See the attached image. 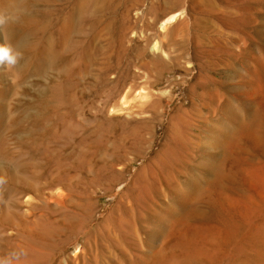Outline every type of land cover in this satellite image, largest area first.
Segmentation results:
<instances>
[{
	"label": "rangeland",
	"instance_id": "374dc122",
	"mask_svg": "<svg viewBox=\"0 0 264 264\" xmlns=\"http://www.w3.org/2000/svg\"><path fill=\"white\" fill-rule=\"evenodd\" d=\"M20 3L3 13L9 31L0 20L16 57L0 62V259L145 264L155 248L167 264H257L246 222L260 213L241 198L264 195V142L235 158L223 140L235 108L263 96L248 90L264 67V0ZM212 185L232 214L203 196ZM191 186L187 207L168 211Z\"/></svg>",
	"mask_w": 264,
	"mask_h": 264
},
{
	"label": "bare ground",
	"instance_id": "6f19581e",
	"mask_svg": "<svg viewBox=\"0 0 264 264\" xmlns=\"http://www.w3.org/2000/svg\"><path fill=\"white\" fill-rule=\"evenodd\" d=\"M20 1L21 0H0V20H1V22L3 23V25L5 26V28L9 31V28L11 27V23H10V21L6 18V16L4 17L3 16V13L5 12V11H10L11 13H15L16 15H17V13L16 12H18L19 11V9H18V7H19V5H21V3H20ZM45 9V8H44ZM10 12H8V13H10ZM176 13V12H175ZM14 14V15H15ZM21 14H22V12H21ZM48 14H49V12H48ZM171 14H173V13H171ZM42 15H43V13H42ZM22 16V15H21ZM47 16V15H46ZM50 16V15H49ZM68 16H70V15H68ZM19 17V16H18ZM24 17V16H23ZM73 17H76V16H73ZM167 17V16H166ZM169 18H171V17H173V16H168ZM47 18H49V17H47ZM78 18V17H77ZM169 18H167V19H165L164 18V22L165 21H167ZM12 19V18H11ZM63 19V18H62ZM172 19V18H171ZM78 20V19H77ZM16 21V20H15ZM68 21V20H67ZM46 22V21H45ZM73 22V21H72ZM64 23V22H63ZM70 23V22H69ZM76 23V22H75ZM13 24H14V22H13ZM62 24V23H61ZM72 24V23H71ZM164 25V24H163ZM66 26H68V25H66ZM70 26V25H69ZM68 28V27H67ZM66 28V29H67ZM61 29H62V27H61ZM76 29V28H75ZM6 30V31H7ZM30 30V29H29ZM63 30V29H62ZM65 30V29H64ZM69 31V30H68ZM67 31V32H68ZM77 31V30H76ZM66 32V31H65ZM72 32V31H71ZM70 32V33H71ZM69 33V34H70ZM29 35V34H28ZM25 40V39H24ZM25 44H27L26 42H23V41H21V39H20V41L19 42H16L15 43V45H13L14 47H20V46H25ZM32 45H33V43H32ZM37 45H39V44H37ZM38 47V46H37ZM48 47V46H47ZM29 49V48H28ZM16 50V49H15ZM35 50V49H34ZM40 50H41V48H40ZM36 52V51H35ZM33 53V52H32ZM42 55H45V54H42ZM46 56V55H45ZM48 56V55H47ZM43 58V57H42ZM41 58V59H42ZM48 58H50V57H48ZM41 59H39V60H41ZM47 59V58H46ZM51 59V58H50ZM47 62V61H46ZM52 62V61H51ZM50 64V63H49ZM48 64V65H49ZM264 64V63H263ZM261 66H263V65H261ZM262 69V68H261ZM261 69H259V71H257L256 73H255V83H254V81H253V83L255 84L254 86L252 85H250L251 86V88H250V90H248V94L250 95V94H253V93H262V95L263 96H260L259 95V98H255L254 100H253V102L252 103H249L248 102V105H250V104H252V111L253 112H251L250 110V112H247V108L245 109H243L242 107H239V106H241V105H239L238 107H236L235 108V111H234V114H231L230 116H229V124H228V126H229V130H228V132H227V135H226V139L225 140H223V141H226V143L228 144V145H225V146H228V147H225V149L226 148H228V152L230 153V157H231V155L233 156V157H235V158H237L238 156H240V155H238L240 152H239V150L242 148V147H244V146H250V147H252V148H254V147H256V146H258L260 143H262V142H264V67H263V69L261 70ZM252 74V73H251ZM254 74V73H253ZM250 83V82H249ZM240 86H242V85H240ZM246 87V86H245ZM249 87V86H248ZM239 88V87H238ZM247 92V91H246ZM241 93V92H240ZM256 93V94H257ZM247 97V96H246ZM236 98V97H235ZM253 98V97H252ZM251 99V98H250ZM247 101V100H246ZM236 103V102H235ZM245 103V102H244ZM243 105V104H242ZM233 108V107H232ZM248 109H250V107L248 108ZM232 111V110H231ZM226 112V111H225ZM238 113L239 114H244V113H247V116H249V118L246 120V121H243L242 120V117L244 116H241V118L238 116ZM250 115H249V114ZM246 116V117H247ZM239 117V118H238ZM226 118V117H225ZM225 118H224V120H225ZM244 118V117H243ZM242 120V121H240V120ZM225 122V121H224ZM220 128V127H219ZM216 130V129H215ZM222 130V129H221ZM220 130V131H221ZM227 136H229V137H227ZM231 137V138H230ZM228 138V139H227ZM219 140V139H218ZM211 145V144H210ZM222 145V144H221ZM219 146V145H218ZM248 146H247V148H248ZM220 147V146H219ZM210 149V148H209ZM220 149H221V147H220ZM219 149V150H220ZM260 149V148H259ZM247 150H249V149H247ZM210 150H208V152H209ZM225 151H227V149L225 150ZM243 152V151H242ZM199 154H200V152H199ZM208 154V153H207ZM213 154V153H212ZM222 154V153H221ZM255 154V153H254ZM183 155V154H182ZM204 155V154H203ZM238 155V156H237ZM244 155V154H243ZM247 155V154H246ZM178 156V155H177ZM223 156V155H222ZM253 156V155H252ZM173 157H175V156H173ZM183 157V156H182ZM218 158H219V156H217ZM230 157H228V158H230ZM244 157V156H243ZM246 157H248V156H246ZM249 157H250V155H249ZM172 158V157H171ZM168 159V158H167ZM222 159V158H221ZM223 159H224V156H223ZM222 159V160H223ZM225 159H226V157H225ZM234 159V158H233ZM180 160V159H179ZM182 160V159H181ZM218 160V159H217ZM227 160V159H226ZM229 160V159H228ZM228 160H227V162H228ZM232 160V159H231ZM231 160H229L230 162H231ZM257 160V159H256ZM216 161V160H215ZM232 161H234V160H232ZM259 161H262L263 162V160H261V159H259ZM224 162H226V161H224ZM223 162V163H224ZM227 163V164H232V163ZM246 162V161H245ZM244 162V163H245ZM249 162V161H248ZM222 163V164H223ZM235 163V162H234ZM238 163V162H237ZM255 162L253 161V166L255 165L254 164ZM206 164V163H205ZM247 164H249V163H247ZM246 164V165H247ZM257 164V163H256ZM258 164H259V162H258ZM255 165V166H259V165ZM261 164V163H260ZM201 165V164H200ZM210 165V164H209ZM218 165V164H217ZM235 165V164H234ZM233 165V166H234ZM237 165V164H236ZM245 165V166H246ZM162 166V165H161ZM211 166H213V165H211ZM214 166H215V164H214ZM222 166V165H221ZM244 166V165H243ZM248 166V165H247ZM224 167V166H223ZM232 167V166H231ZM237 167V166H236ZM236 167L234 168L233 167V170L234 169H236ZM250 167H251V165H250ZM222 168V167H221ZM224 168H226V169H228L227 167H224ZM242 168V167H241ZM254 168V167H253ZM263 168V167H262ZM218 169V168H217ZM225 169V170H226ZM244 169V168H243ZM246 169H247V167H246ZM264 169V168H263ZM204 170L205 171H207L205 168H204ZM222 170V169H221ZM232 170V171H233ZM255 170H257V169H255ZM259 170V169H258ZM224 171V170H223ZM228 171V170H227ZM231 171V172H232ZM235 171V173L237 172V170H234ZM221 172V171H220ZM229 172V171H228ZM241 172V171H240ZM254 172V171H253ZM206 173V172H205ZM208 173V172H207ZM224 173V172H223ZM233 173V172H232ZM239 174H242V173H239ZM248 174V173H247ZM225 175V174H224ZM229 175H232V174H229ZM227 176H228V174H227ZM212 177V176H211ZM210 177V178H211ZM214 177V176H213ZM216 177V176H215ZM214 177V178H215ZM232 177H234L235 178V180L237 181L238 179H239V176H238V174H237V178L235 177V176H233L232 175ZM209 177H208V179H210ZM223 178V177H222ZM221 178V179H222ZM241 178V177H240ZM242 178H243V176H242ZM241 178V179H242ZM258 178V177H257ZM264 178V177H263ZM213 179V178H212ZM218 179V178H217ZM159 180V179H158ZM161 180V179H160ZM211 180V179H210ZM215 180V179H214ZM222 180H225V178L224 179H222ZM229 180H230V178H229ZM167 181V180H166ZM204 181V180H203ZM227 181V180H226ZM239 181V182H238ZM237 182L239 183V184H241L240 183V179L238 180ZM247 181V180H246ZM246 181H244V182H246ZM205 182V181H204ZM204 182H203V184H204ZM213 182V181H212ZM217 182H218V180H217ZM217 182H216V184H217ZM227 182H229V181H227ZM232 182H234L233 181V179H232V181H231V183ZM251 182V181H250ZM262 182V181H261ZM193 183V182H192ZM211 183V182H210ZM226 183V182H225ZM224 183V184H225ZM158 184V183H157ZM191 184V183H190ZM208 184V183H207ZM207 184H204V185H207ZM214 184V183H213ZM223 184V186H225ZM230 184V183H229ZM235 184V183H234ZM189 185V184H188ZM195 185V184H194ZM211 185V184H210ZM215 185V184H214ZM231 185V184H230ZM238 185V184H237ZM250 185V184H249ZM256 185V184H255ZM158 186V185H157ZM190 186V185H189ZM202 186V185H201ZM213 186V185H212ZM227 186V185H226ZM225 186V187H226ZM233 186V185H232ZM242 186H244V185H242ZM248 186V185H247ZM185 187V186H184ZM188 187V186H187ZM204 187V186H203ZM205 187H207V186H205ZM216 187H217V185H216ZM229 188H230V186H228ZM228 187H226L227 189H228ZM249 187H251V185L250 186H248V188ZM193 188V186H191V187H189V189L186 191V192H184L183 190H182V194L179 196V197H175L172 193H170L169 194V196H168V199H167V201H166V203H164L165 205H166V208L168 209V211H170V212H172V213H175L177 210H180V209H184V207L186 206L187 207V204H188V202H189V200L191 199L190 198V191H193V190H191ZM209 188V186L206 188V189H208ZM223 188V190H224V187H222ZM221 188V189H222ZM257 188V187H256ZM255 188V189H256ZM184 189H187V188H184ZM231 189V188H230ZM249 189H253V188H249ZM200 190H201V188H200ZM210 190V191H209ZM208 191H209V193L211 192V194H206V191H205V194H203V196L205 195V198H207V200H209V201H212V203H213V205L212 206H214V208H216V210L218 211H220L221 210V212H223V211H228V209H229V211H230V203L229 202H227V201H224V198H223V200H220L219 198H218V196L220 195V191L221 190H218V189H216L214 186H213V188L211 187L210 189H209ZM226 190V189H225ZM233 190L234 189H232L229 193H231V192H233ZM245 190L247 191V189L245 188ZM244 190V191H245ZM251 190H249L250 192H248V193H252L251 192ZM170 191V190H169ZM204 191V189L203 190H201V192H203ZM256 191V190H255ZM198 192H199V190H198ZM236 192V191H235ZM254 192V191H253ZM238 193V192H237ZM257 193V192H256ZM197 194V193H196ZM200 194H202V193H200ZM234 194V193H233ZM254 194V193H253ZM263 194V193H262ZM193 195H194V193H193ZM192 195V196H193ZM237 195H240V193L239 194H237ZM236 195V197H238ZM242 195V194H241ZM196 196V195H195ZM203 196H201V197H203ZM242 196H244V195H242ZM241 196V197H242ZM194 197V196H193ZM254 197H255V194H254ZM253 197V198H254ZM222 198V197H221ZM235 198V197H234ZM253 198H251V197H249V196H244L243 198H241L242 200H241V202L242 203H244V205H245V207H247V208H250L251 210L252 209H255L256 211H258V213H260V216H258L259 218L256 220V221H249V223L248 222H246V225H247V228L246 229H248L246 232V237L248 238V240H250V241H252V242H254V243H257V246H258V248H257V251H258V254H261V255H259V256H261V258H259L258 259V262H257V264H264V195H261V196H258V199L257 200H255V199H253ZM255 198H257V197H255ZM239 199H240V197H238V201H239ZM197 200V199H196ZM226 200H227V198H226ZM203 201H204V199H203ZM232 201H234V199L232 200ZM197 203H198V201H196ZM205 203H206V201H205ZM211 203V202H210ZM209 203V204H210ZM240 203V202H239ZM190 204V203H189ZM196 204V203H195ZM232 205H233V203H231ZM235 204L236 203H234V205L233 206H231L232 208L235 206ZM241 204V203H240ZM240 204H237V205H240ZM243 206V205H242ZM209 207H210V205H209ZM236 207H238V206H236ZM244 207V206H243ZM243 207H240V208H243ZM212 207H210V209H211ZM189 209V208H188ZM208 209V208H207ZM234 209H235V207H234ZM237 209H239V208H236V210ZM165 210V209H164ZM215 210V209H214ZM231 210H233V209H231ZM187 211V210H186ZM211 211V210H210ZM210 211H208V212H210ZM208 212H206V213H208ZM239 212H240V210H239ZM238 212V213H239ZM178 213H181V212H178ZM220 212H218V213H214V214H219ZM228 213V212H227ZM230 213H231V211H230ZM233 213H234V215H238V214H236V211L235 210H233ZM244 212L242 211V214H243ZM245 213H248V212H246V210H245ZM210 214H212L213 215V212L212 213H210ZM223 214V213H222ZM221 213L219 214V216L220 215H222ZM225 214V213H224ZM223 214V215H224ZM229 214V213H228ZM232 214V213H231ZM250 214H252L251 212H250ZM255 214V213H254ZM183 215V214H182ZM185 215H186V212H185ZM189 215V214H188ZM206 215V214H205ZM209 215V214H208ZM240 215H241V213H240ZM244 215V214H243ZM248 215V214H247ZM247 215H246V218H248L247 217ZM194 216V215H193ZM211 215H209L208 217H210ZM217 216V215H216ZM219 216H217L216 218V220L218 221V220H221V219H219ZM230 216V215H229ZM228 216V217H229ZM231 217H232V215H231ZM233 217H235V216H233ZM243 217H245V216H243ZM250 217V216H249ZM252 217V216H251ZM254 217H257V215L255 216L254 215ZM184 217H182V219H183ZM205 217H203L202 219H204ZM213 218H215V217H213ZM227 218V217H226ZM240 219H242L241 217H240ZM222 220H224L223 218H222ZM221 220V221H222ZM236 220H238L239 221V218L238 219H236ZM242 220H244V219H242ZM176 221V220H175ZM227 221H229V223L227 222ZM226 222H227V225L229 226H227L226 225V222H225V220H224V222H225V225L228 227V228H230V227H232L233 228V230H230V232H229V234H231L232 235V233L235 231V230H237V233H238V224H239V226H240V223L239 222H241V220L239 221V222H236V223H238V224H234V226H233V224H231L232 223V219H229V220H227ZM188 223H189V221H187ZM223 222V221H222ZM183 223V222H182ZM220 223V222H219ZM243 223V222H242ZM221 224V223H220ZM184 225V224H183ZM189 225V224H188ZM205 225H207V224H205ZM224 225V224H223ZM222 224H221V226H223ZM224 225V226H225ZM245 225V224H244ZM245 225V226H246ZM187 226V225H186ZM208 226L209 227H211L212 226V228L214 229V225L212 224V225H209L208 224ZM223 226V227H224ZM236 226V227H235ZM245 226H243L242 224H241V227L243 228L242 230H245ZM201 227H203V226H201ZM218 227H220V226H217V228ZM235 227V228H234ZM240 227V228H241ZM186 228V227H185ZM204 228V227H203ZM216 230V229H215ZM221 231L220 232H218V233H222L224 230H225V228H224V230L222 231V229H220ZM228 231H229V229H227ZM242 230L240 229V231L242 232ZM207 231H209L208 230V228H207ZM240 231H239V233H240ZM181 232V231H180ZM179 232V233H180ZM197 232V231H196ZM215 231H213V233H214ZM216 232H217V230H216ZM225 233H226V230L224 231ZM185 233H186V231H185ZM225 233H223V234H225ZM236 233V232H235ZM243 233V236H245V234H244V232H242ZM211 234H212V231H211ZM229 234H227V235H229ZM234 234V233H233ZM178 235V234H177ZM182 235V234H181ZM231 235H229V236H231ZM238 235V234H237ZM236 235V236H237ZM242 235V234H241ZM175 236V235H174ZM173 236V237H174ZM214 236V235H213ZM216 236V235H215ZM221 236V235H220ZM223 237H224V235H222ZM235 236V237H236ZM185 237V236H184ZM219 237V236H218ZM231 237H233V236H231ZM238 237H239V235H238ZM237 237V238H238ZM221 238V237H220ZM226 238V239H225ZM230 238V237H229ZM229 238H227L226 236L223 238V240L225 239V240H229ZM246 238V239H247ZM183 239V238H182ZM187 239V238H186ZM233 242L235 241V239L236 238H230ZM224 240V241H225ZM230 240V241H231ZM237 240V239H236ZM198 242H199V240H198ZM236 242V241H235ZM242 241H240L239 240V244L241 243ZM170 243V242H169ZM245 244H247L246 242H244ZM235 244V243H234ZM253 244V243H252ZM255 245V244H254ZM188 246V245H187ZM181 247V246H180ZM255 247V246H254ZM253 247V248H254ZM236 248V247H235ZM238 249H239V247H238ZM246 250V249H245ZM160 250L159 249H155V248H152L149 252H146V254L142 257L143 258V261L145 262V264H167V263H169V262H172V260H173V256H169L168 258L165 256V255H163L162 253H160L159 252ZM238 251V250H237ZM239 251H241V250H239ZM247 251V250H246ZM157 252H158V256H156V254H157ZM248 252V251H247ZM251 252V251H250ZM244 253V252H243ZM249 253V252H248ZM251 254V253H250ZM254 254V253H253ZM257 254V253H256ZM182 255H184L183 253H182ZM247 255V254H246ZM256 256V255H255ZM259 256H257V257H259ZM185 258V257H184ZM203 258H204V256H203ZM248 258V257H247ZM250 258H254V257H250ZM185 259H187V257L185 258ZM255 259V258H254ZM257 259V258H256ZM205 261H206V259H204ZM207 261H208V259H207ZM163 262H165V263H163ZM210 262V261H209ZM213 262H214V260H213ZM251 263V262H250ZM253 263V262H252ZM203 264V263H202ZM215 264V263H214ZM255 264V263H254Z\"/></svg>",
	"mask_w": 264,
	"mask_h": 264
},
{
	"label": "clouds",
	"instance_id": "9594fccd",
	"mask_svg": "<svg viewBox=\"0 0 264 264\" xmlns=\"http://www.w3.org/2000/svg\"><path fill=\"white\" fill-rule=\"evenodd\" d=\"M16 57L11 49L5 46H0V62L7 61L9 64L15 63ZM0 264H7L3 259H0Z\"/></svg>",
	"mask_w": 264,
	"mask_h": 264
}]
</instances>
